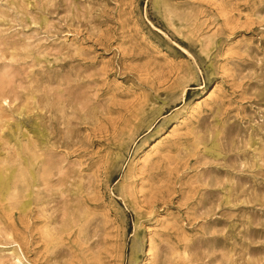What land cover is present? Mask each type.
Wrapping results in <instances>:
<instances>
[{
    "label": "rangeland",
    "instance_id": "1",
    "mask_svg": "<svg viewBox=\"0 0 264 264\" xmlns=\"http://www.w3.org/2000/svg\"><path fill=\"white\" fill-rule=\"evenodd\" d=\"M0 264H264V0H0Z\"/></svg>",
    "mask_w": 264,
    "mask_h": 264
},
{
    "label": "bare ground",
    "instance_id": "2",
    "mask_svg": "<svg viewBox=\"0 0 264 264\" xmlns=\"http://www.w3.org/2000/svg\"><path fill=\"white\" fill-rule=\"evenodd\" d=\"M3 181V176H0V184L2 183Z\"/></svg>",
    "mask_w": 264,
    "mask_h": 264
}]
</instances>
